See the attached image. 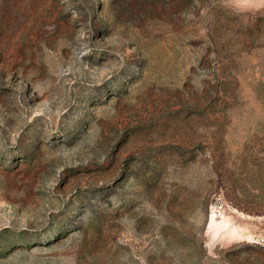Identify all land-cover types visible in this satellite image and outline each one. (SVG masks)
Here are the masks:
<instances>
[{"label":"rangeland","instance_id":"1","mask_svg":"<svg viewBox=\"0 0 264 264\" xmlns=\"http://www.w3.org/2000/svg\"><path fill=\"white\" fill-rule=\"evenodd\" d=\"M0 264H264V0H0Z\"/></svg>","mask_w":264,"mask_h":264}]
</instances>
